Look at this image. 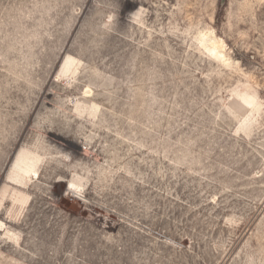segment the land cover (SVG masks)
<instances>
[{
  "label": "rangeland",
  "instance_id": "rangeland-1",
  "mask_svg": "<svg viewBox=\"0 0 264 264\" xmlns=\"http://www.w3.org/2000/svg\"><path fill=\"white\" fill-rule=\"evenodd\" d=\"M0 264H264V0H0Z\"/></svg>",
  "mask_w": 264,
  "mask_h": 264
}]
</instances>
